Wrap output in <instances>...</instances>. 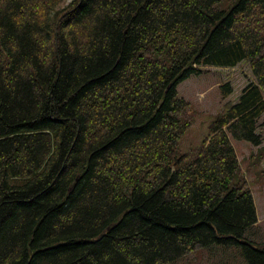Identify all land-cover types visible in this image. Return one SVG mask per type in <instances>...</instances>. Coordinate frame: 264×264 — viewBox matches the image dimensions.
Listing matches in <instances>:
<instances>
[{
    "label": "trees",
    "instance_id": "obj_1",
    "mask_svg": "<svg viewBox=\"0 0 264 264\" xmlns=\"http://www.w3.org/2000/svg\"><path fill=\"white\" fill-rule=\"evenodd\" d=\"M243 60L178 154L177 84ZM262 113L264 0H0V264H264L229 140Z\"/></svg>",
    "mask_w": 264,
    "mask_h": 264
},
{
    "label": "rangeland",
    "instance_id": "obj_2",
    "mask_svg": "<svg viewBox=\"0 0 264 264\" xmlns=\"http://www.w3.org/2000/svg\"><path fill=\"white\" fill-rule=\"evenodd\" d=\"M250 81L256 82V79L247 60L232 67L205 66L199 74L180 81L176 86L177 96L186 103L179 117L186 125L177 153L195 155L200 146L206 145L211 137L208 132L211 121L238 100L241 89ZM227 82L231 84L232 91L224 95L221 85ZM257 123L260 144L254 145L231 136L229 140L238 162L237 181L248 188L253 197L257 216L256 239L264 240V113ZM193 264L203 263L196 261Z\"/></svg>",
    "mask_w": 264,
    "mask_h": 264
}]
</instances>
